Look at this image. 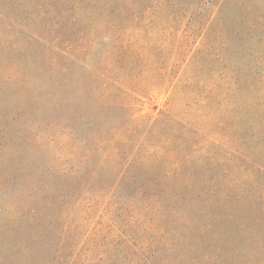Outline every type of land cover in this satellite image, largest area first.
<instances>
[{"label": "rangeland", "instance_id": "1", "mask_svg": "<svg viewBox=\"0 0 264 264\" xmlns=\"http://www.w3.org/2000/svg\"><path fill=\"white\" fill-rule=\"evenodd\" d=\"M0 264H264V0H0Z\"/></svg>", "mask_w": 264, "mask_h": 264}]
</instances>
